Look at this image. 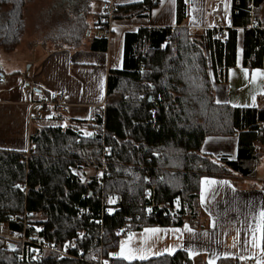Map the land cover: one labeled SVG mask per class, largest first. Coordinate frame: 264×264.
<instances>
[{"label":"trees","instance_id":"obj_1","mask_svg":"<svg viewBox=\"0 0 264 264\" xmlns=\"http://www.w3.org/2000/svg\"><path fill=\"white\" fill-rule=\"evenodd\" d=\"M232 29L227 41L212 39V31L194 34L178 27L139 29L127 33L122 66L110 70L102 107L90 120L67 119L63 128H34L25 153L0 150V223L6 230L26 231L57 250L69 247L82 260L57 259L44 253L33 259L28 246L0 248V264H96L92 255L102 245L107 264H207L192 261L184 251L146 261L111 258L118 249L117 231L144 227L181 226L183 217H196L199 185L203 177L252 175L256 144L264 145V107L233 108L219 104L213 82L224 80L235 66L236 29L243 30V66L264 67V0H232ZM101 0H55L40 17L47 32L41 40L55 47L80 48L88 37L89 20L105 31L102 11L92 5ZM160 0L115 6L114 21L148 16ZM27 0H0V52L13 53L25 27ZM237 4V5H236ZM103 9V8H102ZM186 16L183 0H176V18ZM170 36V44L166 38ZM107 39L94 38L93 52H105ZM85 133H91L88 136ZM238 138L235 160L213 159L202 153L209 137ZM105 162L102 181L97 172ZM91 173V174H86ZM150 175V184L145 180ZM17 185L19 187H17ZM153 185L154 201L168 207L178 199V211L143 213L146 192ZM122 199L120 212L102 213L101 197ZM25 216V217H24ZM16 217V221H12ZM264 249V231H262ZM1 247V240H0ZM22 257V259H21ZM220 259L215 264H235Z\"/></svg>","mask_w":264,"mask_h":264},{"label":"crops","instance_id":"obj_2","mask_svg":"<svg viewBox=\"0 0 264 264\" xmlns=\"http://www.w3.org/2000/svg\"><path fill=\"white\" fill-rule=\"evenodd\" d=\"M101 1L98 12L106 4L125 6L143 0ZM183 1L186 16L180 24L176 18V0H160L159 5L148 16L116 21L115 30L108 36L104 30L93 26L95 20L90 19L89 35L80 48L63 46L54 49L53 45H46L42 41L34 44L25 40L21 41L13 53H3L0 65V150L24 154L30 147L29 135L32 129L63 128L67 119L90 120L94 109L103 106L108 72L119 70L122 66L127 33H136L144 28L170 30L183 27L194 34L205 35L208 31L214 32L218 22H222L226 34L233 28L232 0ZM103 36L107 39L106 51H90L89 44L92 39ZM243 36V30L236 29L235 66L227 70L224 80L216 83L212 78L213 96L219 104H228L233 108L262 109L264 75L261 73H264V67L247 69L243 66ZM253 73H256L255 80L252 79ZM53 92L64 94L61 108H46L41 113L32 105ZM256 148L258 153L255 159L245 164L248 167L254 165L252 175L203 177L199 185L195 218L183 217L181 226L154 225L131 231L119 242L118 253L121 243L124 242L125 249L144 248L161 253L149 255L147 260L172 255L177 251H184L194 262L207 264L210 260L215 264L220 259L235 260L240 257H253L255 260L260 257L264 260L262 232L256 233L260 247L253 248L251 244V229L256 227L259 214L264 210V145L257 143ZM237 152L236 136L209 137L202 146V153L213 159L225 157L235 160ZM210 180L228 183L209 184ZM178 204L177 199L174 203L176 208ZM185 225L192 231L185 230ZM152 228L165 231L145 232V229ZM175 229L180 231H172ZM168 248L173 249L171 254L165 251ZM188 250L197 254L190 257ZM224 253L232 255L225 258ZM117 258L123 260L119 256Z\"/></svg>","mask_w":264,"mask_h":264},{"label":"built area","instance_id":"obj_3","mask_svg":"<svg viewBox=\"0 0 264 264\" xmlns=\"http://www.w3.org/2000/svg\"><path fill=\"white\" fill-rule=\"evenodd\" d=\"M237 5V4H236ZM115 10V6L113 4H106L102 10V14L104 15L103 18V25L105 27L106 36H108L112 30L115 28V21L112 17L113 11ZM174 29H170L169 33L172 34ZM212 39L220 40L221 42L227 41V34L225 32V27L223 26L222 22H218L214 32L211 35ZM170 36H168L165 40L166 44H170ZM64 103V94L62 92H53L50 93L47 97L41 98L37 102H33L32 105L37 107L39 111L42 113L44 109L48 108H61ZM34 148L29 147V150L24 154L25 157H29L30 152H33ZM101 170L97 172V177L99 181H102V177L106 170L105 162L101 163ZM145 180L148 184H150V175L147 173L145 175ZM154 191L155 187L151 185L146 192V198L148 199V203L144 206L143 213L145 216H149L155 211H162L167 214H174L178 211L175 205L168 207L164 204H157L154 201ZM113 201L109 203V201ZM122 203V199L116 196H106L102 195L101 197V206H102V213L108 212L112 214H117L120 212V205ZM150 210V211H149ZM25 217V216H24ZM16 217H12V221H16ZM119 233V234H118ZM117 236L119 242L125 239L129 232L125 230L124 227H121L117 231ZM0 240H1V249L7 251L10 246H13L15 243L20 244L22 246H28L32 249L34 255V260H41L44 253H51L57 256V259H72L76 261L82 260V254L78 253L77 255H72L69 253V247L65 246L62 250L54 249L47 244H44L36 235L29 234L26 231V220L24 218L22 229L20 231L16 230H6V225L0 223ZM94 246H98V251L92 255V259L95 260L96 264H104L102 258V245L97 241L93 242ZM114 254H118V249H116ZM118 255H110L111 258H117ZM22 259V257H21ZM235 264H256V260L253 257H245V259L236 258L234 261Z\"/></svg>","mask_w":264,"mask_h":264},{"label":"snow or ice","instance_id":"obj_4","mask_svg":"<svg viewBox=\"0 0 264 264\" xmlns=\"http://www.w3.org/2000/svg\"><path fill=\"white\" fill-rule=\"evenodd\" d=\"M115 30V29H114ZM258 71V70H257ZM245 72L247 73V70H245ZM261 75H264V73H261ZM252 79L255 80L256 79V73H253ZM253 99V103L255 102V96L252 97ZM219 103V101H217ZM85 135H92L91 133H85ZM209 184H214V183H223V184H227L228 181H208ZM17 187H19L17 185ZM204 201V196H203V190L201 193V202L203 203ZM113 201H109V203H112ZM150 211V210H149ZM259 220L256 224V227L251 229L252 231V240H251V244L253 248H257L260 247V241L259 238L257 237L256 233L257 232H262L264 231V210H261L260 214H259ZM185 230L191 232L192 230L188 227V225H185ZM161 231H165L162 229H158V228H152V229H145V232L148 233H158ZM172 231H180L179 229H175ZM119 234V233H118ZM207 233H205L206 235ZM131 239V235L130 238ZM235 246V244L233 245ZM165 251L169 252V254H171V252L173 251V249L168 248L165 249ZM262 251H264V249H262ZM188 254L191 257L192 255H196L197 253L192 252L191 250H188ZM109 255H118L120 258H122L123 260L126 261H132V260H147L149 258V255H161L160 252H152L151 249H147L145 250L144 248H132L129 247L127 249H125V243L122 242L120 245V252L118 254H114V253H109ZM225 258H228L229 256H231V253H224L223 254ZM241 259H245V257H240ZM105 264H107V262H105ZM209 264H214V261H209ZM256 264H264V260H262L260 257H256Z\"/></svg>","mask_w":264,"mask_h":264},{"label":"rangeland","instance_id":"obj_5","mask_svg":"<svg viewBox=\"0 0 264 264\" xmlns=\"http://www.w3.org/2000/svg\"><path fill=\"white\" fill-rule=\"evenodd\" d=\"M54 2L55 0H27L26 8L24 11L25 27L20 43L21 41L23 42L26 40L30 43L37 44L38 41L40 42L44 38L45 34L47 33L45 32L46 26L44 24H41L40 17L45 16L44 11L51 8V5ZM99 7L100 5L98 3H94L92 5L93 12L95 13L97 11V8ZM45 44L51 46L53 45L51 42H47ZM53 47L54 49L58 48L55 47V45H53ZM2 56H4V54L0 52V65ZM25 68H27V65L25 66ZM86 174L88 175L91 173Z\"/></svg>","mask_w":264,"mask_h":264},{"label":"bare ground","instance_id":"obj_6","mask_svg":"<svg viewBox=\"0 0 264 264\" xmlns=\"http://www.w3.org/2000/svg\"><path fill=\"white\" fill-rule=\"evenodd\" d=\"M104 8V7H103ZM103 10V9H102Z\"/></svg>","mask_w":264,"mask_h":264}]
</instances>
